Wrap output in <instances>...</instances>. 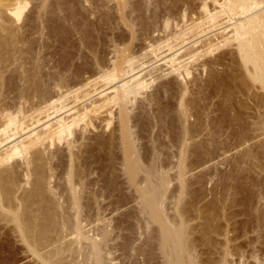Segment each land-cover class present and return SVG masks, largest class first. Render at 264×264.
<instances>
[{"label": "rangeland", "instance_id": "rangeland-1", "mask_svg": "<svg viewBox=\"0 0 264 264\" xmlns=\"http://www.w3.org/2000/svg\"><path fill=\"white\" fill-rule=\"evenodd\" d=\"M57 1L50 0V9L52 8L50 11L48 7L50 12H54V7L58 6L59 3L57 4ZM59 1L70 3L66 5V11L64 6L65 13L57 14L60 15L58 16L60 17L59 19L62 17V19L71 18L69 15L72 9L73 17H76L71 20L67 18L68 21L63 24L66 26H64L65 30L64 28L62 29V36L60 35L62 27H60L61 23H58V17L49 13L48 18L51 19L50 21L48 19V24L46 23L48 26L44 29V36L41 39H39L40 36L38 35L33 36V38L38 39L36 40L38 42H36L35 53L39 56L36 57V55L35 58H39L38 63L43 68H41V71L45 75H52V73L55 74L60 70L63 71L62 67L65 66L69 68H66L68 69L66 70L64 67V70L68 71L66 72V78L71 80L70 82H83L85 85L88 83L87 79L90 82L99 77V74H96L100 73L98 70L105 73L110 71L112 68L111 63L116 61L114 84H121V82L126 81L125 75V78H123L124 72L122 71L124 70L122 68L127 69V65L121 62L120 58L122 56L115 55V49L119 50L127 46L126 52L129 51L133 57L140 58L143 53L152 51L157 45L156 43L160 42V39L163 42L167 41L165 42L169 47L163 50L162 56L164 59L158 57L155 62L156 58L151 56L142 60V64L137 58L133 67L135 69L133 74L135 75H146L155 66L161 69L159 70L160 74H157L161 75V71H164L162 73L164 77L154 81L150 88L148 86L143 94L136 98L137 100L133 105L132 115L136 122H133V132H135L138 143L148 147L151 136L160 139L158 141L162 142V144L167 142V133L160 132L158 125H154L155 128L153 129L154 126L152 125L155 120H152L154 118L151 117L156 114L152 113H156L157 105L160 108L164 107V105L172 104L173 107L182 93L189 114L186 125L189 130H192V132H189L190 141L188 139L190 148L189 158L186 162L188 168L184 172L185 175L183 173H178L177 175L173 171L168 172L169 174L167 173L169 183L164 192L165 198L158 216L162 222H167L169 219H171L169 221L184 222L190 239L195 245L196 254L200 262L204 264H219V261L224 256H226L229 264H264V130L259 123L264 118V88L262 89L263 86L261 87L257 82H252L247 74L244 73L245 71H243L242 66L237 61L234 47L229 44L231 47L227 44L226 46L223 42L224 39L222 37V40L220 39L219 32L221 31H217L218 27L208 28L209 25L205 23L203 5H206L209 12L219 11L220 8H225L223 0H126V4L124 1L122 3L121 0ZM224 10L226 17L224 16L225 18L223 19L225 20L221 23L226 22L227 25H232V23L244 19V16L247 15L241 10L236 11L228 8ZM31 16L34 17L33 14ZM53 17L57 18V21ZM166 19L169 21L168 24L170 23V26L168 25L169 28H167L168 26L165 27L164 22H167ZM199 23L202 26L201 28H203V33L205 31L206 37L203 33H197L199 30H196V32L188 31V28ZM54 26L57 29L60 27V34ZM184 30H187V33H191L186 34ZM179 31L181 33L184 31L186 34L184 37H179L182 40L173 38V35L181 34ZM55 32L59 35H56ZM204 41L206 43H214L215 47L212 45L214 49H212L211 54L205 55L206 49L204 50V47L206 44ZM199 42H204L205 45H200ZM43 44L45 48H42L44 47L42 46ZM195 45V50H198V52L196 50V53L198 54L202 50L201 55L203 57H200L199 54L198 60L196 59L197 57L192 60L188 56H183L187 55V51L194 49ZM202 45L203 48L201 47ZM192 46L193 48L191 49ZM188 48L190 50H186ZM90 51L93 53L91 54ZM177 53L179 57L183 56L181 59L184 64H187L189 71L191 68V74L188 77L183 75L184 77L182 76V78L178 79L175 78L174 74H169L170 65L164 61ZM1 54H5V56ZM130 54L127 53L126 55ZM0 55V58L5 57L7 59L3 58L4 60L1 59L0 62V67L4 69H0L2 70L0 72H4L5 86L14 87L17 85V87H21L25 85L22 83L24 79L21 80V77L15 76V71L19 72L22 68L26 74L28 72L31 75L29 70H32L33 60L30 61L26 59L25 55L24 58L23 55H20L22 59L18 55L17 62H12V60L7 58L10 52H2V50ZM115 57L120 58H116V60ZM28 58L30 59L31 56H28ZM153 59L156 63L153 64L154 66L150 65V60L152 61ZM195 59L196 61H194ZM190 63L193 64L191 65ZM77 71L81 75L78 79L73 78V73H77ZM153 74L154 77L158 76L156 71ZM11 75L13 76L11 77ZM30 75L28 76L30 77ZM27 77L22 78L27 79ZM97 81L90 84H94L93 86H88V90L91 91L89 99L92 101L99 100L100 95L108 93V90L114 86L106 87L102 81ZM23 82L25 83V80ZM83 84L79 87H82ZM162 87H165V93ZM152 93L159 99H157L158 104L151 107L147 104V98ZM13 96L10 97L12 98ZM69 97L74 96L71 95ZM74 98L67 100V109L75 108L77 110V107L79 109L84 106L86 99L80 101ZM75 100L78 101L73 102ZM3 102L5 103V101ZM29 102V105L27 103L24 104L25 111L29 113L26 116L33 113L30 108L33 106L32 103L37 101L35 99L31 103ZM4 103H2L1 99L0 106ZM63 104L58 108L62 107ZM152 104L155 105L154 101L151 102ZM65 112L61 110L58 115L65 116ZM103 112L104 109L97 112V116L100 114L97 118L96 113H93L95 118H99V120H93L95 122L93 123L94 125L92 127L89 126L90 128L87 127L89 130L85 134L86 137L92 139V137L97 135H104L105 139L108 140L114 131V134L117 135L115 130L117 128L116 119L114 118L107 128L108 118L106 119V113ZM90 114L93 116L92 113ZM42 118L41 122L43 124L45 120ZM137 118H139V121ZM27 120L28 123L26 122V124L28 126L31 124L32 130H39L42 125L40 124L41 122L38 124L39 126L29 122L30 118H27ZM150 123L152 124L150 125ZM20 130L18 129L17 131V139L25 137L26 131L22 133ZM60 148L63 150L64 146L61 145ZM160 149L162 150L160 159L170 161L167 160V155H169L167 149L164 147H160ZM51 164H57V159H54ZM89 170L90 180L95 183L94 190L101 192L103 196L99 200L101 204L100 213H102L100 218L105 221L101 219L102 222L94 221L93 216L96 211H94L95 207L92 206L93 210L91 212L93 214L91 215L90 213V215L93 217V222H84V232L89 234V231H92L95 226L100 227L106 224L108 230L110 229L109 232L112 231V240L115 239V241L110 243V247L113 250L112 255H114L111 256L114 259V264H131L128 260L126 261L121 250L122 246L129 242L138 247L146 240V236L142 235L143 231L139 230L144 226V219L139 213L140 206L136 188L127 184L119 169L114 168L109 171V169H101L99 164L92 163ZM53 172L58 174L59 170ZM87 180L89 179L87 178ZM51 181L52 185H56V179ZM22 186L20 192L28 188L24 184ZM97 223L100 225H96ZM109 223L110 226L108 227ZM138 226L141 227L138 228ZM3 227L4 223H0V245L5 244L0 247V264H38L30 252L26 251L24 245L22 246L18 239L14 237V234L12 235L8 228ZM157 229L158 226L156 224L150 226V232L154 231L152 235L157 233ZM90 234L92 235V233ZM67 238L66 242L71 240V238ZM146 248L147 246L145 247L147 251L148 248ZM2 258L4 259L2 260ZM7 258L8 260H6ZM135 258H138V262H142V258ZM157 260L153 259L152 263L155 264L156 261V264H160V261Z\"/></svg>", "mask_w": 264, "mask_h": 264}, {"label": "bare ground", "instance_id": "bare-ground-1", "mask_svg": "<svg viewBox=\"0 0 264 264\" xmlns=\"http://www.w3.org/2000/svg\"><path fill=\"white\" fill-rule=\"evenodd\" d=\"M58 1L56 3L59 4L57 7H54V12H50L52 9H50V0H0V53L1 50L2 52H10L7 58L12 60V62H17L20 55H23V58L25 55L26 59L33 60L34 62L31 68L32 70H29L31 75L27 72L30 77L22 68L21 71L18 70L19 72L15 71V76L21 77V80L24 79L25 83L23 82L24 80H22V83L25 85L28 84L27 86H5L6 79L3 75L4 72H0V103L1 99L2 103L5 101L0 106V223H4L3 228H8V231L10 230L12 235L14 234V237L18 239L22 246L24 245L26 251L30 252L38 264H114V259L111 257L114 255H112L113 250L110 247V243L115 241V239L112 240V231L109 232L110 229L108 230L106 224L100 227L95 226L92 231H89L92 235L84 232L83 229V224L86 222L91 223L93 217L95 222L102 220L100 218L102 216L100 214L102 213H100L101 204L99 200L103 196L101 192L94 190L95 183L90 180L89 176L91 164H99L101 169L105 168L109 169V171L114 168L119 169L123 177H125L127 184L130 187L135 186L138 195L139 213L144 219V226H138V228L141 227L139 230L143 231L142 235L146 236V240L138 247H135L136 245L134 246V244L129 242L122 246L121 250L124 253L126 261L128 260L131 264H154L152 260L158 259L157 261H160V264H204L200 262L196 254L195 245L190 239L184 222L169 221L171 219L167 222H162L158 216L165 198L164 192L169 183L167 173L173 171L177 175L178 173L184 174L188 168L186 163L190 152L188 139L190 141L191 136L189 132H192V130H189L186 125L189 114L187 105L184 102L183 93L173 107L172 104L168 105L171 107L164 105V107L162 106L163 108H159L157 105V109L155 108L156 113H152L156 114L151 117L154 118L152 120H155L152 126L158 125L160 132L167 133L168 140L166 143L163 142L162 144V142L160 143L158 141L160 139L151 136L148 147L142 146L138 143L135 132H133V124L136 122L133 119L132 112L133 105L137 100L136 98L141 96L148 86L150 88V85L154 81L164 77L162 74L164 71H161V75H159V70L161 69L158 66L153 67L146 75L133 74L135 72L133 68L135 66L134 63H136L135 60L138 58L139 62H141L151 56L156 58L155 62L158 57L164 59L162 56L164 53L163 50L169 47L166 43L167 41L165 40L166 42H163L160 39V42L156 43L157 45L154 44L156 46L153 50L149 48L152 51H147L142 55L140 54V58L133 57L129 51L126 52L127 46L123 49H115V55L122 56L118 58L121 59L123 64L127 65V69L123 67L124 65L122 66L124 68L122 70L124 71H121L124 72L123 78L126 77V81L121 82V84H114L116 61L111 63L112 68L110 67V71L107 70L108 72L105 73L98 70L100 73L96 74H99V77L90 82L87 79L88 83L85 82V85L83 82H70L71 80L66 78V72H68L66 70L69 68L65 66V69H68L64 70V67H62L63 71L60 70L55 74L45 75L41 71L43 68L38 63L39 58H35L37 55L35 53V46H37L36 42L38 41L36 40L38 39L33 38V36L38 35L40 36L39 39H41L45 34L44 29L48 26V16L52 14L58 17L60 15L57 14L64 12L65 8V11L67 10L66 5L69 2L66 1V3L63 0L65 4L64 2ZM122 1L125 4L127 3L126 0ZM223 3L225 8L236 11L241 10L247 15L244 16V19L234 22L232 25H227L226 22L221 23L225 20L223 18L226 17L225 8H220L219 11L209 12L206 5H203L205 23L209 25L208 28L218 27V30H216L221 31L219 32L220 39H224L223 42L225 45L229 44L234 47L235 55L238 59L236 60L242 66L243 71H245L244 73L247 74L252 82H257L261 87L263 86V89L264 0H223ZM72 10L69 15L71 18L67 17L70 20L76 17H73ZM55 17L53 18L55 19ZM62 18L58 20V23H61V30L60 27L57 29L54 26L58 33L59 30L61 33L63 28L65 30L64 26L66 25L63 24H66L68 21L67 18ZM166 21L164 22L165 27L170 26L168 19ZM201 27L199 23L188 28V31L196 32V30H199L197 33L202 34L203 28ZM184 31L186 32L187 30ZM184 31H182L183 33L179 31L181 34L173 35V38L182 40L179 37H184V35L191 33L186 32L185 34ZM57 32H55L56 35L58 34ZM203 34H205V31ZM207 39L205 40L207 41ZM206 41H204L206 44L204 47V50L206 49L205 55L211 54L212 49H214L212 48L214 43H209L211 40L207 43ZM204 42L199 43L201 45ZM196 45L194 49H192L193 46L191 47L192 50L190 48L186 49L190 51H187V55L183 56H188L192 60L194 57H197L196 59L198 60L199 54L200 57L202 56V50L199 49L200 51L197 54V49L195 50ZM201 47L203 48V45ZM42 48H45V46ZM92 51H90L91 54L94 52ZM125 52L130 55H126ZM5 54L1 55L5 56ZM27 55L29 57L31 56V58L29 59ZM183 56L179 57L178 53L173 54L164 61L170 65L168 70L170 71L169 74H174L175 78L178 79L182 78L183 75L188 77L191 74V68L189 71L187 64H184V61L181 59ZM3 58L5 59V57ZM3 58H0V62L1 59L4 60ZM152 61L150 60V65L156 64L154 59ZM141 63L143 64V62ZM120 66L118 65V67ZM0 69L4 70L1 67ZM153 71H156V75L158 76L154 77ZM25 76H28L27 79L22 78ZM80 76L78 71L77 73H73V78L78 79ZM18 80L21 81L20 79ZM96 81H102L106 87L114 86L108 90V93L102 95L103 97L100 95L99 100L92 101L89 99L91 91L88 88L93 86L94 84H90L93 82L96 83ZM81 84L83 86L79 87ZM162 90L164 93L166 92L165 87H162ZM12 95L14 96L11 98L10 96ZM71 95L75 98H69L79 99L80 101L86 99L85 102L82 101L84 102V106L79 109L77 107V110L74 107V109H67L66 105L68 104L66 103L69 100L68 96ZM35 99L37 101L35 102L36 104L32 103L33 106L30 108L33 113L26 116L29 113L25 111L24 104H28L29 101L31 103ZM157 99L159 98H156V95L152 93L147 98V104L151 107L156 106L158 104ZM77 101L75 100L73 102ZM152 101H154L155 105H151ZM62 103L65 105L63 104L62 107L58 108ZM102 109L106 113V119L108 118V121L106 120L107 128L110 126L112 120L114 118L116 119L117 128L115 130L117 135L114 134V131L108 140L105 139L104 135H97L92 137V139L86 137L85 134L88 132V128L92 127L94 125L93 123H95L93 120H99V118L96 119L100 115L97 116V112ZM59 110L66 111V115L59 116ZM90 113H96V118L94 114L93 117ZM40 116L45 120L43 124ZM27 118H30L29 122L37 125L41 122L40 124L42 125L39 127V130L36 129V131L34 128L32 130L31 124L29 126L26 124V122L28 123V120L26 121ZM259 119L261 120V118ZM137 120L139 121V118ZM146 121L144 122L146 123ZM259 123L264 130V118ZM18 129H21L20 131L22 133L26 131L23 139H17ZM61 145L64 146L63 150L60 148ZM160 147L167 149L169 152L167 160L170 161L160 159L162 156L161 151L163 150ZM54 159H57V164L52 165L51 162ZM55 170H59V173L55 174L53 172ZM52 179L57 180L56 185H52ZM22 183L24 186H28V188L20 192L23 187ZM92 206L95 207L94 211H96L93 217L91 216L93 214L91 212L93 210ZM155 224L158 226L157 233L152 235L154 231L152 233L150 232V226ZM96 225L100 224L97 223ZM67 237L71 238V240L66 242ZM1 245L4 246L5 244L3 243ZM1 245L0 247H3ZM146 246L148 248H146L147 251L145 250ZM135 257L142 258V262H138V258ZM219 264H229L226 256L221 258Z\"/></svg>", "mask_w": 264, "mask_h": 264}]
</instances>
